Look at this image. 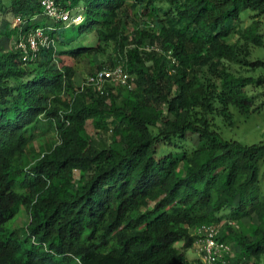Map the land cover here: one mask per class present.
I'll return each instance as SVG.
<instances>
[{"label": "trees", "instance_id": "1", "mask_svg": "<svg viewBox=\"0 0 264 264\" xmlns=\"http://www.w3.org/2000/svg\"><path fill=\"white\" fill-rule=\"evenodd\" d=\"M54 1L83 22L68 27L50 18L42 0H0V264H194L185 250L194 247L195 230L219 226L225 212L252 221L222 239L239 247L237 263L257 264L264 145L224 139L215 119L233 126L231 107L251 114L247 88L264 85V75L239 76L226 66L264 69L262 61L246 62L249 48L228 42L244 34L243 10L264 15V0ZM130 21L137 30L130 32ZM68 29L98 44L74 48ZM37 30L50 43L25 62L17 44ZM244 37L263 45L256 32ZM157 43L161 52L146 51ZM109 44L137 84L120 103L112 87L82 91L75 82L82 63L93 66L90 75L105 68L93 72V58ZM44 120L54 123L58 142L36 151ZM89 122L110 133V143L90 135ZM190 135L198 147L181 150ZM22 209L28 226L9 229Z\"/></svg>", "mask_w": 264, "mask_h": 264}, {"label": "rangeland", "instance_id": "2", "mask_svg": "<svg viewBox=\"0 0 264 264\" xmlns=\"http://www.w3.org/2000/svg\"><path fill=\"white\" fill-rule=\"evenodd\" d=\"M138 10V9H137ZM72 15L75 16L76 11L73 10L71 12ZM81 14V13H80ZM79 14V16H80ZM78 16V17H79ZM131 20V18H130ZM142 23L148 30H152L155 34L159 32V28L156 26H153L152 18H146L141 17ZM131 22V21H130ZM67 26V25H66ZM240 30L244 34H237L228 37L229 43H240V45H243V47L249 48L250 56L248 59H245L246 62H256V61H262L264 62V15H256L254 12H252L249 9L243 10L241 13V22L239 23ZM68 27H71V24L68 25ZM138 27H136V24L131 22L129 25L130 32L137 30ZM0 30H3L1 26V19H0ZM226 29L222 28L220 31L226 32ZM248 31L256 32L257 34H260L263 38V45L262 46H254L251 41L247 40L244 36L247 34ZM65 37L68 39V41H73L74 48H80V47H93L98 44V39L95 38L92 35H82L80 34L76 29H68L65 32ZM59 43V42H57ZM15 41L11 44L14 45ZM59 44H57V47ZM105 51L102 55L95 56L93 58V62L95 64L93 72L98 67H112L117 64L124 65L121 61L123 60L121 54L119 51L115 48L113 44H109L104 47ZM153 49H155L158 52L162 51V47L159 43L155 44L154 46L148 45L146 47L147 52H151ZM168 58L171 57L170 54L167 55ZM64 62L66 63H72L71 60L63 58ZM82 70L81 72L76 76L75 82L77 86H82V84L85 82L86 78L91 74L92 71V65L87 63H82ZM230 70L239 76H246V77H253L258 78L262 75H264V69L258 68L256 70H253L249 66L245 65H239V64H226ZM98 70V69H97ZM136 82L133 81L132 88L133 90L125 89L120 86H110L112 87V92L114 95L118 97L119 103L122 99H125L130 95L132 91L136 89ZM247 94L253 98L254 100V106L252 108V112L249 115H242L240 112L235 109L234 107H231V112L234 116V124L233 126H228L224 122L223 118L217 117L215 119V130L220 134L224 139L226 140H234L237 142H240L244 145H264V85L263 86H255L250 85L247 88ZM88 133L90 135H93L99 142L103 143H110L111 140V134L108 133H98L96 132L92 124L89 122L87 125ZM156 133V130H155ZM58 142V136L55 129V125L53 122L44 120L40 124V131L38 132V138L34 142V148L36 151H39L41 147L51 146ZM177 142V141H176ZM175 142V143H176ZM199 144V137L198 136H189L186 140L178 142V145L181 147V150L191 152L194 149L198 147ZM163 149V148H162ZM161 149V150H162ZM260 188L262 191V194L264 195V161L261 164V170H260ZM229 212L223 213V219L221 224L218 226L219 231L221 233V236H227L231 235L230 229H234L237 231V233L241 232L243 228L250 226L251 222L250 220H244L242 223H238L236 221H231L228 216ZM29 224V216L25 209H22L20 214L13 219L9 224V229H18L21 231H24L26 227ZM226 241L230 244L236 259L239 255V247H237L232 241L229 240V238H226ZM183 242H179L175 245V247L182 251L183 250ZM185 254L187 259L190 262H197L200 257L198 253L196 252L195 247L189 250H185ZM236 261V260H235ZM253 263L257 264H264V255L260 258V260L253 259ZM234 264H240L237 263V261ZM244 264V263H241Z\"/></svg>", "mask_w": 264, "mask_h": 264}, {"label": "built area", "instance_id": "3", "mask_svg": "<svg viewBox=\"0 0 264 264\" xmlns=\"http://www.w3.org/2000/svg\"><path fill=\"white\" fill-rule=\"evenodd\" d=\"M42 7L50 18L68 25L80 24L84 17H75L69 10L58 6L54 0H42ZM50 43L48 35L43 30H37L23 37L17 44L22 51L23 61L33 59L40 47ZM135 78L128 73L125 66L117 64L112 67H105L102 70L89 75L81 86V90L92 88L97 92H104L110 86H120L133 90L132 85ZM197 237L194 245L200 259L194 264H234L236 256L230 244L222 239L217 225H203L195 230Z\"/></svg>", "mask_w": 264, "mask_h": 264}]
</instances>
